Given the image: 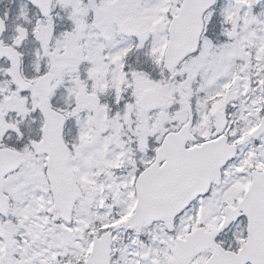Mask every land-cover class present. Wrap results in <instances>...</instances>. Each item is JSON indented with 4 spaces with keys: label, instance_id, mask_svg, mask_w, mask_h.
Instances as JSON below:
<instances>
[{
    "label": "snow or ice",
    "instance_id": "6c2138e0",
    "mask_svg": "<svg viewBox=\"0 0 264 264\" xmlns=\"http://www.w3.org/2000/svg\"><path fill=\"white\" fill-rule=\"evenodd\" d=\"M0 264H264V0H0Z\"/></svg>",
    "mask_w": 264,
    "mask_h": 264
}]
</instances>
